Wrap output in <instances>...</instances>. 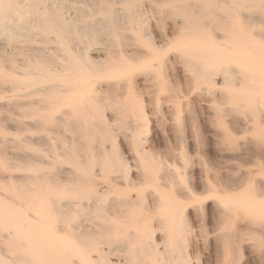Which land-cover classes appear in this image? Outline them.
<instances>
[{"label":"bare ground","instance_id":"obj_1","mask_svg":"<svg viewBox=\"0 0 264 264\" xmlns=\"http://www.w3.org/2000/svg\"><path fill=\"white\" fill-rule=\"evenodd\" d=\"M68 1L0 0V264H264V0Z\"/></svg>","mask_w":264,"mask_h":264},{"label":"rangeland","instance_id":"obj_2","mask_svg":"<svg viewBox=\"0 0 264 264\" xmlns=\"http://www.w3.org/2000/svg\"><path fill=\"white\" fill-rule=\"evenodd\" d=\"M75 1H76V0H75ZM69 2H70L71 4H70ZM68 3H69V4H68ZM68 3H67V5H66V7H69L70 5H71V7H72V5H75L74 0L68 1ZM144 4H145V3H143V5H144ZM71 7H70V9H71ZM143 7H144V6H143ZM145 7H146V6H145ZM145 7H144V11H145V12L142 11L141 14H140L141 17L139 16V18H140L141 20L144 19V18H146V17L148 16V15H147L148 12H147V10H146ZM141 9H142V8H141ZM144 14H146V15H144ZM65 17H66V16H65ZM83 22L86 23V20H84ZM100 36H101V37H100ZM102 36H103V35H98V37H97V38H98V39H97V42H98V43H97L96 40H95L94 43L96 42V43H95L96 45H94V43H93V45H91V46L89 47V49H90V48H94L95 46H96V47H97V46H103L102 44L105 43L106 38H105L104 36H103V37H102ZM99 37H100V38H99ZM101 38H102V39H101ZM104 38H105V40H104ZM101 40H102L103 42H102ZM98 44H100V45H98ZM194 107H195V106H194ZM194 107H193V108H194ZM197 110H198V109L194 108V111H193L194 113H193L192 115H193V116H194V115L197 116V117L194 116V120H195V122L197 121L196 123H198V124L196 125V126H197L196 128L198 129L197 132H201L200 135L198 134V136H200V141H202V145H203V146H206L207 140H206V136H205V134H204L205 132H204L203 129L201 128V115H200V112H198ZM196 112H197V113H196ZM197 118H198V119H197ZM196 119H197V120H196ZM117 127H118V126H116V127L114 126V128H116V132H118L119 129H122V128L118 127V130H117ZM147 129H149V127L146 128L145 134H146V133H147V134L149 133V132H147V131H148ZM113 130H114V133H116V132H115V129H113ZM200 130H201V131H200ZM119 131H120V130H119ZM147 134H146V135H147ZM115 136H116V134H115ZM201 136H203V137H201ZM201 138H202V139H201ZM115 142H117V146H118V147H117L116 144H115V146H116L115 149L118 150V151L115 150L116 153L118 152V153H117V156H118L119 159H120L121 156H122L121 158H123V157L125 156V155L123 156V154H124L123 151H124V150L122 149L121 145H119V143H118L117 140H115ZM118 148H119V149H118ZM14 149H15V148H14ZM15 150H16V149H15ZM24 151L28 153V150H24ZM119 151H122V152H119ZM119 154H120V156H119ZM201 159H202V162H206V160H207L206 155L202 156ZM205 159H206V160H205ZM124 160H125V159L123 158L122 161H124ZM11 163H13V162H11ZM15 163H16V162H14V164H11V166L7 169L9 172L13 171V170H11V169H13V166L15 165ZM104 246L106 247V245H104ZM1 249H2V247H1ZM109 254H110V253H107V252H106V256H105V258H106V257L109 258V256H111V254H110V255H109ZM200 256H201V254L199 253V255H196V256L194 257V258H196V259H194V260H195V261H194L195 264H202V256H201V257H200ZM240 257H241V259L243 258V252H242V251L240 252L239 258H240ZM108 258H106V259H108ZM198 260H199V261H198ZM191 262L194 264L193 261H191ZM198 262H199V263H198Z\"/></svg>","mask_w":264,"mask_h":264}]
</instances>
